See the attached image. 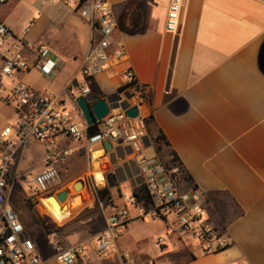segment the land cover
Wrapping results in <instances>:
<instances>
[{
  "label": "crops",
  "instance_id": "1",
  "mask_svg": "<svg viewBox=\"0 0 264 264\" xmlns=\"http://www.w3.org/2000/svg\"><path fill=\"white\" fill-rule=\"evenodd\" d=\"M78 1L64 5L60 0H10L0 5V22L16 38L45 46L58 62L49 79L35 67L8 77L15 79L12 87L21 80L36 92L47 90L57 96L68 85L75 73L61 81L63 66L76 64L77 69L91 38H97L76 12ZM106 1L116 22L113 39L124 46L126 59L78 86L86 85L91 95L108 98L112 111L124 109L133 105V99L124 90L121 73L133 70L145 87L152 156L165 165L171 163L173 154L177 156L178 191L185 194L197 188L199 204L229 244L202 255L196 241H179L166 235L164 224L143 221L139 208L126 202L136 190L129 175L102 171L98 165L102 177L98 184L84 144L78 147L67 179L73 185L82 183V206L72 208L75 194L68 186L49 195L55 198L67 192L68 215L62 221L44 199L30 191L27 205L70 237L56 250L98 236L106 226L111 204L127 207L129 220L114 248L103 257L88 248L82 264H125L123 253L132 256L131 264H264V74L260 69L261 58L264 63V0H181L175 32L165 27L170 0ZM23 53L35 66L36 56L27 49ZM69 94L77 96L79 89ZM11 100L0 98L7 106ZM17 119L14 104L12 118L0 124V132ZM94 131L88 128L87 134ZM159 135L163 141L157 140ZM45 146L39 172L49 166ZM99 150L96 147L92 152ZM23 153L10 166L16 177L18 169L13 165ZM105 158L100 156L98 161ZM80 159L85 161L82 167L78 166ZM124 183L129 193L123 192ZM156 237L164 238V244H156ZM56 253L42 258V264H56Z\"/></svg>",
  "mask_w": 264,
  "mask_h": 264
},
{
  "label": "built area",
  "instance_id": "2",
  "mask_svg": "<svg viewBox=\"0 0 264 264\" xmlns=\"http://www.w3.org/2000/svg\"><path fill=\"white\" fill-rule=\"evenodd\" d=\"M8 1L10 0H0V5ZM60 2L64 5L70 4V0ZM180 8L181 0L169 1L165 24L167 32L176 31ZM75 10L97 38H91L88 51L82 57L68 85L57 96H52L47 90L36 92L21 80L11 89L18 119L13 126L0 132V264H42L33 241L25 237L23 225L7 202V195L18 180L11 174L10 166L31 139L45 143L49 162L46 169L32 178H25L30 184L29 189L33 196L47 200L57 189L59 175L53 164L69 156L68 150L59 149L58 142L67 139L75 142L83 140L84 149L88 153L98 147L106 159L116 162L125 158L134 163L125 167V175H129L136 185L135 194L126 202L139 208L143 221L164 224L166 235L179 241H196L202 255L223 250L229 240L220 228L211 223L207 211L199 204L197 188L193 187L185 194L180 193L176 185L177 162L171 160L169 165H165L152 156L153 144L146 126L150 114L145 87L139 84L133 70L125 69L121 74L125 80L124 90L133 99V105L127 108H136L137 116L128 117L127 108L110 110L104 119L95 123V131L87 134L88 127L76 100L78 96H87L91 92L86 85L78 86L76 76L80 74L89 79L118 67L124 63L126 52L124 46L113 39L116 22L106 0H80L76 3ZM27 31L26 29L25 32ZM24 49L36 56L35 66L28 62L23 53ZM57 66V60L45 46L16 38L0 22L2 76L12 77L35 67L43 76L50 78ZM75 87L79 89V94L71 96L69 91ZM105 142L111 145V150L104 149ZM123 150L128 152L124 154ZM128 220L126 206L111 204L104 230L88 243L76 244L67 249L57 247L56 264H82V255L88 248L99 257L105 256L114 248L115 240L125 231ZM155 243L163 245L164 238L156 237ZM122 259L125 264L133 263L129 253H123Z\"/></svg>",
  "mask_w": 264,
  "mask_h": 264
},
{
  "label": "rangeland",
  "instance_id": "3",
  "mask_svg": "<svg viewBox=\"0 0 264 264\" xmlns=\"http://www.w3.org/2000/svg\"><path fill=\"white\" fill-rule=\"evenodd\" d=\"M63 70L64 71L60 76L61 81H63V79L73 76L76 71V64H65L63 66ZM15 76L17 75L15 74ZM47 78L49 79V77ZM76 78L78 84H82L88 81V79H85L80 74H78ZM14 80V78H7L0 74V98L6 99L8 97L9 99H12V97H10L9 90L12 87ZM13 105L14 101L12 100L10 101L9 106L0 101V124L6 121V119L12 118ZM8 125L13 126L14 124L9 123ZM83 144V140L81 142H75L72 139L59 141V147L61 149L67 148L70 151V154L68 157L60 159L54 163V167H56L59 172V181L57 189L68 186L70 188V191L74 193L75 196L77 194L80 195V200L77 204L73 205V209H77L83 204V198L81 195L82 188H79L75 191L73 189L72 182H69L67 179L69 178V174L73 170V165L71 164L74 159L77 158V156L79 155L78 147ZM23 150V155L18 156L17 160H15V163L13 165L14 167L17 165L18 180L14 183L11 189V193L7 199V202L11 206L20 223L23 225L24 235L28 239L33 241L35 245L36 254L39 256L40 259H42L44 257H50L51 255L55 254L56 246L63 245L64 241L69 242L70 237H68L62 229H58L51 221L41 219L38 213L27 205L26 197L28 196L30 191V184L25 178L26 176L32 177L40 171L41 159L44 155V143L31 139L26 143ZM88 155L90 159L91 154L89 153ZM84 165V159L78 162V166L82 167ZM98 165L99 168L102 169V171L106 170L109 173H115L116 171H119L122 174L124 169V167H121L122 161L115 162L106 158L102 161H98ZM67 183L71 184L67 185ZM124 186L125 187L123 188V192L129 193V190L126 188L125 183ZM72 201L73 200H71V202ZM43 202L45 203L44 200ZM67 202L68 199H66V204ZM38 203L43 206L41 201H38Z\"/></svg>",
  "mask_w": 264,
  "mask_h": 264
},
{
  "label": "water",
  "instance_id": "4",
  "mask_svg": "<svg viewBox=\"0 0 264 264\" xmlns=\"http://www.w3.org/2000/svg\"><path fill=\"white\" fill-rule=\"evenodd\" d=\"M90 97V99L88 98ZM76 105L81 113L82 118L84 119L85 125L88 128H93L96 122L101 121L104 119L110 112L113 106L110 105V100L108 98H99L96 95H87V96H78L76 100ZM127 107H124L126 109ZM126 115L131 118H135L137 116V109L127 108ZM103 147L106 151L111 150V145L108 142L103 144ZM119 171H116L118 173ZM82 183L80 181L76 182L73 185V189L76 191L79 188H82ZM66 199H67V192L62 191L55 196V199L51 196L47 198V200H51L55 202V205L58 207L59 204H63L62 208H66ZM78 200H80V195H76L71 202V205H74Z\"/></svg>",
  "mask_w": 264,
  "mask_h": 264
},
{
  "label": "bare ground",
  "instance_id": "5",
  "mask_svg": "<svg viewBox=\"0 0 264 264\" xmlns=\"http://www.w3.org/2000/svg\"><path fill=\"white\" fill-rule=\"evenodd\" d=\"M123 152H124V154L125 153H127L128 152V150H123ZM91 154V160H92V164H93V167H94V172H93V175H94V178H95V180H96V182L98 183V184H100L101 182H102V177H101V175H100V173H98V160H99V158H100V156H102V151L101 150H99V151H93V152H91L90 153ZM130 164V165H133V163L131 162V161H128L127 162V160L125 159V158H123V161H122V166L121 167H124V169H123V173L125 174V166L127 165V164ZM102 172V171H101ZM134 172H135V167H134ZM54 198V197H53ZM55 199V198H54ZM44 201H45V203L47 204V206L50 208V210L53 212V214L57 217V219H59V220H61L62 221V219H64L67 215H68V209L67 208H62V206H63V204H59V206L57 207L56 205H55V202L54 201H49V200H45L44 199ZM79 201V200H78ZM76 204V203H75Z\"/></svg>",
  "mask_w": 264,
  "mask_h": 264
},
{
  "label": "trees",
  "instance_id": "6",
  "mask_svg": "<svg viewBox=\"0 0 264 264\" xmlns=\"http://www.w3.org/2000/svg\"><path fill=\"white\" fill-rule=\"evenodd\" d=\"M260 69H261V71H262L263 74H264V63H263L262 58H261V61H260ZM122 89H123V88H121L120 91H121ZM157 140H158V141H163L164 138L162 137V135H159V136L157 137ZM177 159H178L177 156H176L175 154H173V155H172V160L177 162Z\"/></svg>",
  "mask_w": 264,
  "mask_h": 264
}]
</instances>
